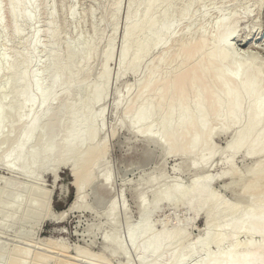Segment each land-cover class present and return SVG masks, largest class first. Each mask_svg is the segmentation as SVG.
<instances>
[{
	"label": "rangeland",
	"instance_id": "obj_1",
	"mask_svg": "<svg viewBox=\"0 0 264 264\" xmlns=\"http://www.w3.org/2000/svg\"><path fill=\"white\" fill-rule=\"evenodd\" d=\"M28 1L34 4L29 11L35 16V21L31 25L20 21L18 26L21 35L16 36L18 37L16 38L13 35L9 3L7 0H0V65L5 67L9 64H20L19 72H21L24 69V65L21 64V57L29 52L27 51L30 47L29 44H31L33 34L37 32L40 47L31 54L33 63L30 70L33 69L41 74V70L49 64V53L53 48L46 33L50 27L55 26L58 32V39L55 41L62 70L71 73L78 72V74L70 81L64 79L66 82L63 80V86L54 92L51 97H57L64 87L79 79L84 78L83 81L86 83H92V81L99 78L98 76L101 75L104 69H109V76L100 88V94L103 95L104 86L107 87L105 102L94 108L85 106L84 111L96 113L102 107L105 109L103 129L97 141L101 142L102 140L107 149L108 155H106L105 161L110 175L112 174L109 187L111 191L100 189L98 192L97 188H99L101 182L96 178L83 194V197H85L83 206L85 205L84 207L87 208L86 211L80 209L71 212L69 208L76 200L77 194L75 188H73L74 186L69 185L72 181L69 172L71 171L70 164L59 167L57 176L60 179L57 181V177H53L51 169H41L30 175V177H24L18 168L11 170L7 164L0 161V250L8 253L1 264H16L19 257L16 258L14 252L17 251L28 253L25 264H126L127 262L138 264L137 253L129 244L127 223L133 226L139 218L137 198L144 188L143 182L148 177H158L162 174L167 186L179 183L186 188L192 179L198 176L180 170L182 157L167 156L163 141H159L157 138L148 141L143 138L141 133L136 131L120 130V123L124 122L126 118V107L125 105L115 107L119 96L125 102L133 99L147 77L151 75L155 76L156 81L151 92L145 95L142 102H146L147 99H151L156 95L161 88L163 79L172 80L173 76L182 69L179 68V60L184 58V54L180 50L181 44L206 39L207 43L197 58L188 62L184 68L191 69L195 64L202 63L205 54L216 49L214 38L217 36L218 31L216 29L217 22L222 18H230L231 16L240 19L237 33L239 37L233 41V48L236 55L239 54L240 56L239 64L243 66L241 68V80L256 73H261L264 77V0H195L188 12V19L183 20L180 18L181 10L191 0H162L155 7L153 17L158 26L163 23L165 14L177 24L175 40L166 47H160L146 55L134 72L128 73L120 80H118L119 63L128 25L129 9L139 6V22L142 25L145 3L149 0ZM260 1H262L261 4H259ZM189 24L191 25L187 30ZM254 34L257 36L255 37ZM79 37L82 41L79 42L81 44L77 45V38ZM146 38L147 34L145 32H138L132 53L137 51ZM162 38L163 36L158 34L154 39L155 42H159ZM91 42L94 51L89 61H67L66 47L68 43L76 44L82 49ZM110 42H113V55L110 61L107 62L100 56L108 49ZM245 42L248 43V46L243 45ZM233 62L234 60L225 63L223 66L224 71L234 73L236 70ZM82 69H85L87 75L79 74ZM211 75V73L208 75V83L216 86ZM9 76L7 72L0 76L1 98L9 96L13 89L16 90L17 86L14 88V86L7 85ZM51 76L42 75V83L48 85ZM130 86L132 90L127 94L126 91ZM233 88L235 93L239 89L237 86ZM19 89L22 88L19 87ZM260 90L264 92V83L260 86ZM200 93H204L203 88H200ZM193 95L189 93L182 100L174 103L166 100L167 104L156 113L153 119L155 129H159L161 124L166 121V113L170 107H173L176 111L180 110L186 102H191L194 99ZM199 96L200 99H204L203 95ZM91 97L93 95L88 89L76 90L69 98L68 104L76 108L78 104L86 102ZM24 99L18 97L13 103L11 102L12 105L9 103V106L13 107V110L18 109L19 111L18 107L22 106L21 103ZM155 103L157 104V102ZM205 109H208V105ZM43 111V109H40L37 113L40 115ZM52 111H55L54 108ZM27 113L28 111H25L23 116ZM5 119V135H7L10 127H13V132L7 140L4 137L5 135L0 138L1 158L14 148L24 125L23 119L21 122H19L21 120H18L19 118L12 121L8 113L5 114ZM52 123H60L59 118H55ZM62 125L63 130L58 134L59 139H63L70 129L69 121H64ZM217 128V133L210 139L209 145L210 149L221 152L233 137L237 127H230L222 123ZM114 130L118 131L114 134ZM56 134L50 132L44 138L34 139L29 149H44L57 136ZM189 142L190 136L187 133L179 138V143L182 146H187ZM74 154L75 157H89L88 149H77ZM263 159L264 153L259 154L257 160L261 161ZM253 162L255 160L246 158L243 155H238L233 162L229 159L222 160L218 154L205 170L216 179L212 185L213 191L231 205H241L251 195V192L246 189L237 195L233 194L230 188L240 192L242 183L249 184L252 181L257 173V170L252 169ZM231 167L235 168L238 177L228 175ZM238 178L241 179V182H238ZM6 186H8L7 189ZM59 186H67L69 195H66L64 191L61 192ZM157 187L160 186L149 187L146 190V199L150 206L155 203L156 192L154 190H157ZM35 192H40L38 197H34ZM254 196L255 199L252 204L254 206L259 205L260 201L264 199V184ZM14 199L17 200V205L9 207ZM114 199L117 203V213L120 216V219L118 216L120 224L117 230L104 224V211L107 212L106 209L109 208L111 201ZM32 201H35L33 202L35 205H44V208L41 211L34 210L31 207ZM91 209L93 212H91ZM125 213H127L130 222L126 223ZM151 221L155 233H159L163 229L186 227L188 231L187 238L184 241L186 245H194L205 230L203 217L196 218L185 209L173 211L165 203L152 216ZM118 234L125 248V254L123 255H115L114 248L108 243V240L116 238ZM260 242V236H251L245 232L237 235L235 240L238 252H242L249 243ZM217 250L216 246L213 245L209 252L216 253ZM225 250L232 252L231 245H227ZM11 254L13 257H11ZM204 256V253H198L188 258L184 264H196Z\"/></svg>",
	"mask_w": 264,
	"mask_h": 264
},
{
	"label": "bare ground",
	"instance_id": "obj_2",
	"mask_svg": "<svg viewBox=\"0 0 264 264\" xmlns=\"http://www.w3.org/2000/svg\"><path fill=\"white\" fill-rule=\"evenodd\" d=\"M7 1L13 25V35L16 37L21 35L18 26L20 21L28 25L35 21V16L29 11L34 4L28 0ZM161 1L149 0L145 3V12L142 16L143 26L139 22V6L129 9L128 25L119 63L118 80L128 75V73L134 72L146 55L160 47H166L175 40L177 24L171 21L167 14L164 15V21L159 26L154 20L155 7ZM194 2L195 0H191L181 10L180 18L182 20L188 19V12ZM261 3L262 1L259 2V4ZM239 21V18L233 16L220 19L216 26L217 36L214 38L216 49L205 54L202 63L195 64L191 69H185L184 66L197 58L207 41L203 38L195 42L181 44L180 50L183 52L184 58L179 60V68L182 69L173 76L172 80L164 78L161 88L151 99L142 102L145 95L151 92L155 84L154 75L147 77L133 99L125 102L119 96L116 103L115 107L121 105L126 107V118L124 122L120 123V130L136 131L141 133L143 138L148 141L155 138L163 141L167 156L182 157L179 169L198 176L193 178L186 188L179 183L167 186L162 174L158 177H148L143 182L144 188L137 198L139 218L136 224L133 226L128 224L127 222H130L128 221L129 217L125 213L129 244L137 253L138 264H184L188 258L198 253H204L205 256L196 264H264V199L260 201L259 205L254 206L252 204L255 199L254 194L264 184V159L257 160L258 155L264 153V92L260 90V86L264 83V77L261 73H256L241 80V68L243 66L239 64L240 56L239 54L236 55L233 48V41L239 37L237 35ZM190 25L187 30H189ZM139 31L145 32L147 38L138 47L137 51L132 53L135 37ZM158 34H161L163 38L161 41L155 42L154 38ZM37 35V32L33 34L29 50H27L29 52L21 57V64L24 65L21 72H19L20 64H9L5 67L0 65V76L6 72L10 75L7 85L14 86V88L18 87V89L16 87V90L13 89L14 91L12 90L13 92L11 91L9 96L0 97V138L5 135L6 113L9 114L12 121H16L18 118V120L21 119L19 122L22 119L24 121L19 140L10 152L2 158L0 157V161L7 164L11 170L18 168L24 177H30V175L41 169H51L53 177L56 178L59 167L70 164L71 171L69 172L72 174L73 188H75L77 198L71 204V207H68L69 211L80 209L86 211L87 208L84 207L85 205L83 206V200L85 201L83 194L96 178L101 182V185L97 188L98 192L100 189L111 191L109 187L112 174L110 175L105 161L106 155H108L107 149L102 140L101 142L97 141L103 129L105 109L102 107L96 113L84 111L85 106L94 108L105 102L107 87L104 86L103 95L100 94V88L109 76V69H104L101 75L98 76L99 78L92 81V83H86L83 81L84 78L79 79L64 87L57 97H51L54 92L63 86L64 79L70 81L77 76L78 72L71 73L62 70L55 41L58 39L55 26L50 27L46 33L53 46L49 53V64L41 70V74L33 69L30 70L33 63L31 54L40 47ZM254 36L257 35L254 34ZM81 41L80 37L77 38V45L81 44L79 43ZM240 42L242 43V41ZM77 45L67 44V61H89L94 51L92 42L82 49ZM243 45L248 46V43L245 42ZM112 55L113 42H110L108 49L100 57L108 62ZM231 60H234L233 66L236 70L234 73L226 72L223 68L224 64ZM210 73L216 86L208 83ZM79 74L87 75L85 69H82ZM42 75H52L48 85L42 83ZM236 86L239 89L235 93L233 87L236 88ZM200 88H203L204 93H200ZM84 89L90 90L93 97L86 102H81L76 108L68 104L69 98L76 90ZM131 90V86L128 87V91L125 89L127 94ZM189 93L194 94V99L191 102H186L178 111L170 107L166 113V121L156 130L153 119L156 113L167 104L166 100L172 103L179 102ZM199 95H203L204 99H200ZM18 97L25 98L23 101L21 100L23 103H21L22 106L18 107L19 111L18 109L13 110V107L9 106V103L12 105ZM206 105H208V109H205ZM53 108L55 111H52ZM40 109L44 111L39 115L37 111ZM25 111H28V113L23 116ZM55 118H59L60 123L53 124L52 121ZM64 121L70 122V129L63 139H59L58 134L63 130L62 123ZM222 123L237 128L225 148L221 152H217L210 149L209 141L217 133V127ZM117 131L114 130V134ZM12 132L13 127H10L7 135L4 136L6 140L9 139ZM50 132L57 133V136L48 146L41 150L29 149L34 139L44 138ZM185 133L190 136V142L187 146H182L179 143V138ZM77 149H88L89 157H75L74 153ZM218 154L222 160L229 159L231 162L238 155L255 160L252 169L257 170V173L252 181L249 184L242 183L240 192L230 188L231 192L237 195L246 189L251 192V195L241 205H231L212 189L216 179L205 170ZM228 175L238 177L234 167H231ZM238 182H241L240 178H238ZM156 186L160 187L154 190L156 199L154 205L150 206L147 203L146 190L149 187ZM39 194L40 192H35L34 197H38ZM33 202L35 201L31 202V207L34 210L41 211L44 208V205H35ZM17 203V200L14 199L9 207H15ZM164 203L173 211L185 209L196 218L203 217L205 230L194 245L184 243L188 235V231L184 226L170 230L163 229L159 233L154 232V225L151 221L152 216L160 210L161 205ZM106 211H104L105 223H103L117 230L120 224V216L117 213L115 199L111 201ZM91 212H93L92 209ZM242 232L251 236H260L261 242L249 243L242 252H238L235 240L236 236ZM108 243L114 248L115 255L125 254V248L119 234L116 238L108 240ZM213 245L218 249L216 253L209 252ZM227 245H231L232 252L225 250ZM2 250L4 249L2 248ZM20 252H14V256L19 257L16 264H25L28 253ZM6 255L8 253L0 250V264ZM11 257H13L12 254ZM126 264H129V262Z\"/></svg>",
	"mask_w": 264,
	"mask_h": 264
},
{
	"label": "water",
	"instance_id": "obj_3",
	"mask_svg": "<svg viewBox=\"0 0 264 264\" xmlns=\"http://www.w3.org/2000/svg\"><path fill=\"white\" fill-rule=\"evenodd\" d=\"M70 175H72V174H70ZM59 176H57V181H59ZM69 185H71L72 187H73V182L71 181L70 183H69ZM60 188V190H61V192H65L66 193V195H69V188L67 187V186H59ZM59 196H60V194H59Z\"/></svg>",
	"mask_w": 264,
	"mask_h": 264
}]
</instances>
